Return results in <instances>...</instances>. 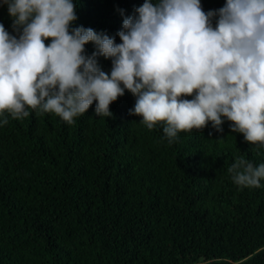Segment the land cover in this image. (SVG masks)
<instances>
[{"label": "trees", "instance_id": "16d2710c", "mask_svg": "<svg viewBox=\"0 0 264 264\" xmlns=\"http://www.w3.org/2000/svg\"><path fill=\"white\" fill-rule=\"evenodd\" d=\"M143 3L75 0L72 26L120 43L124 17ZM0 23L16 35L6 6ZM98 64L110 73V60ZM134 103L125 91L111 118L94 102L72 124L31 112L0 127V264H264V180L242 188L228 171L241 157L264 163V148L228 121L169 143L162 126L129 115Z\"/></svg>", "mask_w": 264, "mask_h": 264}, {"label": "clouds", "instance_id": "9594fccd", "mask_svg": "<svg viewBox=\"0 0 264 264\" xmlns=\"http://www.w3.org/2000/svg\"><path fill=\"white\" fill-rule=\"evenodd\" d=\"M5 6L16 35L0 23V127L31 112L72 124L94 102L97 117L111 118L127 91L129 115L148 130L162 126L169 143L209 124L222 132L228 121L264 148V0H226L207 13L201 0H144L124 17L120 43L73 27L75 0H0ZM98 57L111 61L110 73ZM228 171L242 188L264 180V163L242 157Z\"/></svg>", "mask_w": 264, "mask_h": 264}]
</instances>
